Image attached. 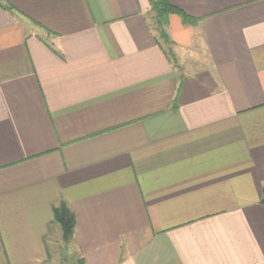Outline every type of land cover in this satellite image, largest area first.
Instances as JSON below:
<instances>
[{
  "label": "crops",
  "instance_id": "crops-1",
  "mask_svg": "<svg viewBox=\"0 0 264 264\" xmlns=\"http://www.w3.org/2000/svg\"><path fill=\"white\" fill-rule=\"evenodd\" d=\"M168 1L180 67L149 0H0V264L61 201L86 264H264V0Z\"/></svg>",
  "mask_w": 264,
  "mask_h": 264
},
{
  "label": "trees",
  "instance_id": "trees-1",
  "mask_svg": "<svg viewBox=\"0 0 264 264\" xmlns=\"http://www.w3.org/2000/svg\"><path fill=\"white\" fill-rule=\"evenodd\" d=\"M151 11L154 14V21L156 23V32H157V42L165 50L166 54L170 58L171 62L175 65L176 57L172 50V41L168 35L167 27L169 25V17L171 15H178L182 18V21L185 25H196L198 23L197 19H194L181 10L174 7L168 0H149ZM0 6L10 12L14 13L16 11L10 4H2ZM166 46V48L164 47ZM178 106V94L174 98V109ZM261 204L264 205V195L261 199ZM53 218L54 222L59 225L62 233V241L65 244H69L74 236L76 228V216L68 204L64 201H61L57 206L53 208ZM77 264H86L85 260L82 257L77 258Z\"/></svg>",
  "mask_w": 264,
  "mask_h": 264
},
{
  "label": "rangeland",
  "instance_id": "rangeland-1",
  "mask_svg": "<svg viewBox=\"0 0 264 264\" xmlns=\"http://www.w3.org/2000/svg\"><path fill=\"white\" fill-rule=\"evenodd\" d=\"M152 14H153V12H152ZM152 19H154V14L152 15ZM152 19H151V21H152ZM152 25L154 26V28H156L155 21H152ZM164 47L166 48V46H164ZM180 60L183 61V60H185V58H180ZM206 61H207V58L205 57V54L201 53L199 56V61H197L198 64H195V66H197V67L202 66L203 64H206ZM176 63L178 65V67H180L178 62H176ZM52 257L54 258L52 264H77L76 260L78 258V257H75V255H74L72 244L71 243L65 244L64 242H61V244H60V251L58 252V257H54V256H52Z\"/></svg>",
  "mask_w": 264,
  "mask_h": 264
}]
</instances>
